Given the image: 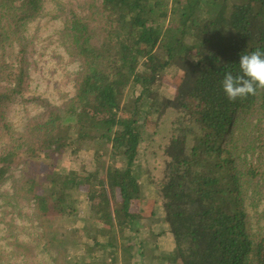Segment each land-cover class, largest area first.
I'll return each mask as SVG.
<instances>
[{
	"label": "trees",
	"instance_id": "trees-1",
	"mask_svg": "<svg viewBox=\"0 0 264 264\" xmlns=\"http://www.w3.org/2000/svg\"><path fill=\"white\" fill-rule=\"evenodd\" d=\"M52 1L0 0V186L9 183L0 207L12 219L28 207L23 216L37 232L31 246L6 224L11 251L0 247V264L58 250L59 237L86 239L82 264H143L144 244L130 235L143 218L133 170L142 145L173 244L155 259L264 264V212L251 231L241 207L255 211L264 199V89L233 102L222 87L226 73L242 74L240 55L264 53V0H84L58 31L78 64L74 94L60 105L29 94L27 30ZM168 69L181 72L172 98L158 92ZM17 103L39 109L25 111L20 128L10 118ZM66 151L93 163L60 170ZM81 187L91 230L78 237L61 222L76 216ZM58 253L50 264H73Z\"/></svg>",
	"mask_w": 264,
	"mask_h": 264
},
{
	"label": "rangeland",
	"instance_id": "rangeland-1",
	"mask_svg": "<svg viewBox=\"0 0 264 264\" xmlns=\"http://www.w3.org/2000/svg\"><path fill=\"white\" fill-rule=\"evenodd\" d=\"M84 0H54L49 2L45 7V13L32 22L28 26L27 36L31 41V54L29 55L28 61L29 66V94L30 96H39L41 98L47 99L55 105H60L62 103V98L64 95L72 97L74 94L73 88V75L78 69V64L74 62L62 45L59 43L58 31L62 26V18L68 13L69 8H75V10H80L83 5ZM181 72L176 69H168L163 75V81L158 86V92L166 98H172L175 84L178 82V77ZM39 109L34 107L33 104H28L23 107V104L17 103L14 105L11 113V122L20 128L23 124V117L25 111L29 112L31 115L37 113ZM154 119V115H151ZM153 121L151 120L150 124ZM228 137V133L226 134ZM144 145L141 146L139 158L134 165V173L138 176L140 183L143 186V194L145 199L150 201L143 202V199L134 205L136 210H141L143 218L140 225L133 231L135 234H130L129 230H125L124 235L126 237L130 235L137 238L135 243L142 242L144 245V254L146 258L143 264H175L171 263L169 260L155 259V257L164 256V254H170L173 249L172 242L169 241L168 236L163 233L165 228V223H163V214L160 208H157V202L153 199L154 192L152 186L147 180V171L142 158V151ZM82 161L83 166L92 165L93 159L88 156L86 152H81L78 155H71L69 151L62 152L57 156L56 164L60 170H67L72 165H78ZM79 164V165H80ZM82 166V165H81ZM9 183L0 186V188L7 190L9 189ZM76 202V216L72 219H62L61 227L66 231H78V237L82 236L83 231L91 230L87 225V218L89 216V203L86 201V189L81 187L78 191H74L72 194ZM155 203H154V201ZM1 203V201H0ZM1 206V205H0ZM255 211L249 208L248 203L245 202L241 205L245 209V213L248 217V230L253 231V215H257L264 212V199L257 205ZM155 210L154 212L160 214V218H152L148 220L146 216L148 212ZM23 213L28 214L30 210L28 207L20 209V214H14L12 219L11 214L8 210H4L0 207V247H3L5 252L11 251L10 247L6 245L9 242L6 238L8 234V226L6 224H13L14 231L18 237L29 245L34 246L32 243L33 238H35L37 232L34 230L32 225L34 223H29L27 219L23 216ZM94 232V231H91ZM77 237V238H78ZM70 238L59 237L58 241L64 245L58 250H51L47 252H35L38 254L35 259H29L28 261H23V257L19 256L16 258H10L6 264H50L49 255L53 256L59 255L62 263L64 260L70 261L73 264H82L85 260L84 243L86 239H81L78 244H69ZM103 240V239H100ZM88 242V241H87ZM106 242V241H104ZM118 242V241H117ZM119 245V244H118ZM137 259H135L136 261ZM142 262V261H141ZM139 261V263H141Z\"/></svg>",
	"mask_w": 264,
	"mask_h": 264
},
{
	"label": "clouds",
	"instance_id": "clouds-1",
	"mask_svg": "<svg viewBox=\"0 0 264 264\" xmlns=\"http://www.w3.org/2000/svg\"><path fill=\"white\" fill-rule=\"evenodd\" d=\"M239 68L242 74L226 73L222 81L223 91L233 102L264 89V53L256 50L240 55Z\"/></svg>",
	"mask_w": 264,
	"mask_h": 264
},
{
	"label": "crops",
	"instance_id": "crops-1",
	"mask_svg": "<svg viewBox=\"0 0 264 264\" xmlns=\"http://www.w3.org/2000/svg\"><path fill=\"white\" fill-rule=\"evenodd\" d=\"M147 200L150 201L149 199H144L143 202H146ZM140 201H141V200L135 202L134 205H137ZM157 208H159V207H157ZM139 211H140V210H139ZM154 211H155V210H151L150 212H148V215L146 216V218H147L148 220H150V219H152V218H160V214H157V212L155 213ZM142 216H143V215H142ZM165 234L168 236L167 238H169V241L172 242L170 235H169L168 233H165ZM170 251H172V250H170Z\"/></svg>",
	"mask_w": 264,
	"mask_h": 264
}]
</instances>
